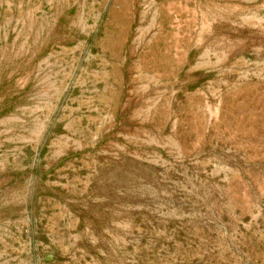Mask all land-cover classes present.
<instances>
[{"label": "rangeland", "instance_id": "1", "mask_svg": "<svg viewBox=\"0 0 264 264\" xmlns=\"http://www.w3.org/2000/svg\"><path fill=\"white\" fill-rule=\"evenodd\" d=\"M54 1L0 0V264H264V0L141 2L161 82Z\"/></svg>", "mask_w": 264, "mask_h": 264}, {"label": "crops", "instance_id": "2", "mask_svg": "<svg viewBox=\"0 0 264 264\" xmlns=\"http://www.w3.org/2000/svg\"><path fill=\"white\" fill-rule=\"evenodd\" d=\"M144 0H56L53 2L54 21L57 19L59 11L71 10L75 17L84 20L91 19L94 36H97L96 43L99 50L106 55L99 56L98 59L107 61L109 67H128L132 70L131 76H149L148 82H161L165 74L173 76L180 67L179 59L174 58L173 50L164 48L163 40L156 39L155 43H143L140 27L147 16L140 12L139 6ZM155 3L156 12L150 13L152 20H163L165 4L172 5V11L176 8L175 1L149 0ZM215 4L227 12L228 8L239 9V0H194V11L204 12V7L208 4ZM150 19V18H149ZM135 27L130 31V26ZM97 32V33H96ZM157 35L158 36V31ZM84 34V32H81ZM88 34V32H87ZM165 68L168 70L165 73ZM146 71H145V70ZM159 77V78H158Z\"/></svg>", "mask_w": 264, "mask_h": 264}]
</instances>
